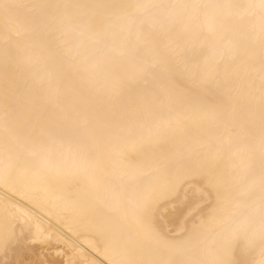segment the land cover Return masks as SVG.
<instances>
[{
    "label": "snow or ice",
    "instance_id": "obj_1",
    "mask_svg": "<svg viewBox=\"0 0 264 264\" xmlns=\"http://www.w3.org/2000/svg\"><path fill=\"white\" fill-rule=\"evenodd\" d=\"M201 18L221 30L209 23L198 34L208 45L190 46L188 26ZM234 19L247 21L258 53L225 52ZM0 22L6 45L0 183L42 189L57 208L36 211L35 197L0 199V264H264V0H0ZM12 34L40 61L60 45L75 59L86 42L106 49L118 41L131 45L133 37L144 41L134 48L131 73L96 71L91 84L108 93L106 118L90 135L71 139L70 162L45 151V136L53 137L43 129L33 133L34 115L23 134L18 130L24 94L13 59L19 48L8 46ZM56 63L62 66L63 58ZM193 125L229 134L228 152L243 151L251 179L242 181L235 167L194 139Z\"/></svg>",
    "mask_w": 264,
    "mask_h": 264
},
{
    "label": "bare ground",
    "instance_id": "obj_2",
    "mask_svg": "<svg viewBox=\"0 0 264 264\" xmlns=\"http://www.w3.org/2000/svg\"><path fill=\"white\" fill-rule=\"evenodd\" d=\"M9 2L22 4H64V3H200V4H244L259 3V0H9ZM211 23L216 31H220L219 25L215 21H205L201 18L188 26L192 33L190 46H207L208 41L198 38L201 31L207 33V26ZM231 44L225 41V52L231 48L238 55L244 56L247 52H259L258 41H254L255 34L251 31L246 20L234 19L229 25ZM214 38V33L210 34ZM18 37L10 35L8 46L19 48L15 60V74L24 94L22 112L24 116L18 124V130L23 134L27 124V116L34 115L31 121V129L34 134H38L41 129L45 132L51 131L52 140L45 136V151L55 154L57 158L62 157L64 161L72 160V150L70 141L73 137H86L96 131L102 121L106 118L108 93L102 88L92 87L91 81L95 78L97 70L121 75L129 74L134 70L135 57L134 48L143 47L144 41L135 37L131 40V45L117 42L112 47L103 49L100 45H93L86 42L79 53L74 54L75 59L62 51L63 45L53 49L50 53H45L44 60L35 58L30 51H26L21 42L19 46L13 42ZM167 41H161L163 48ZM5 34L2 22H0V88L3 83L4 72V50ZM63 58V65L58 66L57 57ZM238 65H231L232 70H238ZM259 63L255 64L253 75L259 82ZM246 77L242 75V80ZM50 82H54V87L50 89ZM6 132L0 123V146H2ZM11 138V134L9 133ZM192 136L197 141L203 143L207 148L213 149L214 155H219L222 161L229 167H235L239 172L242 181L251 179L246 170V158L242 150H233L229 154L231 136L222 131H217L209 125H193ZM24 144L31 147V141L24 139ZM39 151V149H37ZM28 155V153H25ZM29 158H33L29 156ZM258 178V177H257ZM13 197L22 203H27L22 197H35L36 211L55 212L57 208L44 199L42 189L25 188L18 186L17 190H11L0 183V199L5 196ZM195 191L189 193L190 198H195ZM258 197V189L256 191ZM29 207L32 205L29 204ZM87 247V244L84 245ZM98 261L103 260V256H97Z\"/></svg>",
    "mask_w": 264,
    "mask_h": 264
}]
</instances>
